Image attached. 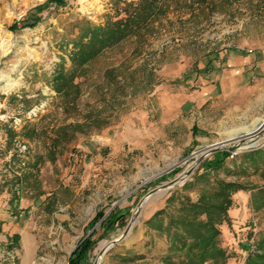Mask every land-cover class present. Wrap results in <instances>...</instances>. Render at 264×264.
Listing matches in <instances>:
<instances>
[{"label": "rangeland", "instance_id": "obj_1", "mask_svg": "<svg viewBox=\"0 0 264 264\" xmlns=\"http://www.w3.org/2000/svg\"><path fill=\"white\" fill-rule=\"evenodd\" d=\"M194 1L161 0L163 15L85 64L77 87L59 94L55 71L62 62L66 70L75 67L70 56L80 23L125 18L126 5L137 0H65L62 7L53 0H0V264H69L89 237L94 246L84 264H164L165 236L149 230V221L174 193L196 202L204 184L185 186L223 152L230 153L232 172L217 177L240 183L247 190L239 192L249 196L239 216L233 204L231 222L220 227L227 264H245L258 252L264 208L253 195L264 191V165L236 171L244 155L264 150L256 144L264 132L201 159L195 155L229 142V133L194 139L187 148L172 145L168 132L140 148L125 140L141 113L155 119L151 101L161 84L195 75L230 47L264 50V0ZM113 211L123 219L103 227Z\"/></svg>", "mask_w": 264, "mask_h": 264}, {"label": "trees", "instance_id": "obj_2", "mask_svg": "<svg viewBox=\"0 0 264 264\" xmlns=\"http://www.w3.org/2000/svg\"><path fill=\"white\" fill-rule=\"evenodd\" d=\"M65 0H53L57 6H64ZM214 0H195L199 5ZM234 3L239 0H225ZM165 13L161 0H137L126 5L125 18L108 19L104 24H93L83 20L80 23L79 33L73 40L71 60L74 68L65 69L63 62L56 68L54 86L60 94L67 89L76 88L77 71L85 64L94 60L104 51L112 48L127 38L136 35L147 28L156 18ZM37 21L33 24L35 25ZM33 25L26 24L28 27ZM212 61L207 65L210 66ZM26 125L23 132L29 130ZM73 127V126H71ZM60 137L53 139V145L60 143ZM71 139H67V142ZM229 152H223L214 161H207L203 172L198 173L194 183L187 184L186 189L204 184L198 189L200 196L193 202L188 195L174 193L167 200V205L158 210L149 221V230L164 235L169 245L167 254L162 258L164 264H227L229 255L221 246V229L224 223L231 222L229 210L234 204L233 196L246 187L237 182H229L217 177L220 171L231 173L226 167ZM245 163L240 166L237 174H246L248 169L264 165V150L255 151L243 156ZM246 164L247 167H244ZM215 176V178H213ZM261 198L258 207L264 208V191L253 195ZM104 217L98 216V221ZM123 219L117 217L113 211L103 222L102 226L111 228L116 222ZM19 237L15 236L18 241ZM94 246L92 237L87 238L73 252L69 264H84L87 253ZM258 252L249 254L245 264H264V237L257 243Z\"/></svg>", "mask_w": 264, "mask_h": 264}, {"label": "crops", "instance_id": "obj_3", "mask_svg": "<svg viewBox=\"0 0 264 264\" xmlns=\"http://www.w3.org/2000/svg\"><path fill=\"white\" fill-rule=\"evenodd\" d=\"M248 50L224 49L210 59V66L195 75L186 74L185 80L174 84H161L151 101L155 119L149 112L141 113L139 127H129L125 140H136L135 146L140 148L146 141L165 139L168 132L172 145L187 148L194 139L229 133V140L231 132L250 127L264 115V50ZM183 131L187 133L185 140ZM248 198L243 192L235 195L234 216L243 211ZM163 240V250H167V239Z\"/></svg>", "mask_w": 264, "mask_h": 264}, {"label": "bare ground", "instance_id": "obj_4", "mask_svg": "<svg viewBox=\"0 0 264 264\" xmlns=\"http://www.w3.org/2000/svg\"><path fill=\"white\" fill-rule=\"evenodd\" d=\"M242 132H244V133H242ZM262 132H264V117L256 119L250 127L248 126V127H245L241 130L231 132L229 135L230 136L229 142L218 143L216 146L210 147V148L196 154L195 157L197 159H201L202 157L208 155L210 153V151L212 149L216 148L217 146L223 147V146L227 145L229 147L232 143H242L243 141L251 140L252 138L257 137ZM258 142L256 144H258ZM185 177H187L186 173H184L180 179H184ZM141 205H142V203H141ZM139 208L137 209V211L139 210ZM130 229H131V226H130ZM130 229L128 231V234L130 232Z\"/></svg>", "mask_w": 264, "mask_h": 264}, {"label": "water", "instance_id": "obj_5", "mask_svg": "<svg viewBox=\"0 0 264 264\" xmlns=\"http://www.w3.org/2000/svg\"><path fill=\"white\" fill-rule=\"evenodd\" d=\"M230 148H234V146H233V147H230ZM223 149H225V148H222V147L217 146L216 148L212 149V150L210 151V153H214V152H216V151H220V150H223ZM186 174H187V176L190 175L189 172H187ZM178 182H179V179L174 180V181L171 182L169 185H166L165 188L173 187V186H175ZM141 203H142V202H141ZM141 203L139 204V207L141 206ZM134 216H135V215H134ZM132 220H133V218H132ZM132 220H131V221H132ZM130 225H131V222H130V224L128 225L127 230H126L125 234L123 235V237H125V236L128 234V231H129V229H130ZM123 237H122L120 240H118V241H113V242H112V245L114 246V245H116L117 243H119V241H121V240L123 239Z\"/></svg>", "mask_w": 264, "mask_h": 264}, {"label": "built area", "instance_id": "obj_6", "mask_svg": "<svg viewBox=\"0 0 264 264\" xmlns=\"http://www.w3.org/2000/svg\"><path fill=\"white\" fill-rule=\"evenodd\" d=\"M248 52L249 53H252L253 52V50L252 49H249L248 50ZM247 143V142H246ZM257 145H259V146H264V138H262L259 142H258V144ZM251 146H247L246 148L245 147H241L239 150H242L243 148L244 149H248V148H250ZM239 152H242V151H239ZM238 153V152H237ZM237 153H235V155H237Z\"/></svg>", "mask_w": 264, "mask_h": 264}]
</instances>
